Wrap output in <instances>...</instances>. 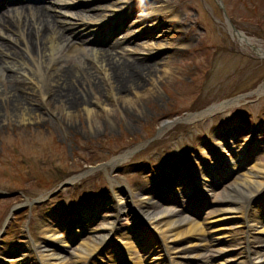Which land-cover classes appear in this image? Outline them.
Wrapping results in <instances>:
<instances>
[{"label":"rangeland","instance_id":"374dc122","mask_svg":"<svg viewBox=\"0 0 264 264\" xmlns=\"http://www.w3.org/2000/svg\"><path fill=\"white\" fill-rule=\"evenodd\" d=\"M75 1L77 0H67L71 4ZM130 1L132 0H104L101 1V4L104 8H114V11H118ZM216 1L152 0L151 2L155 3L154 6L158 9L156 13L161 12L159 15L161 18L157 22L156 29L152 30L154 22L151 20L143 23L139 21L136 27L129 28L128 26L119 31L124 33L127 30L140 27L139 32L133 30L135 33L133 35L138 34V38L136 37L134 40L138 44L132 46L130 43L126 46L127 49L136 48L137 55L134 57H140L147 53L149 58L157 59L158 71L157 74L152 75L156 82L151 84L149 83L151 80H149L143 87L136 89L137 92H144V95H136L132 91L126 92L123 89L119 91V97H110L106 105L108 111L101 105L89 103L90 108H93L90 116L84 113L81 106L78 109H71L70 112L72 113L69 115L67 109L61 106L56 107L55 103L37 96H30L34 102L31 104L34 109L30 115L31 120L20 117L21 113L17 116L12 114L10 109H0V223L13 205H18L25 199L30 200L31 197L42 195L49 192V188L56 187L59 180L53 181L54 177L45 179L46 173L55 163L64 167L65 171L62 172V175H65L66 172L69 175L81 173L89 167L106 162L119 154L122 149L144 141L150 132L157 129L161 121L193 112L194 107L199 106L205 100L220 101L230 98L227 97L229 94L233 97L240 94L241 90L249 89L255 83L261 82L264 78V60L257 61L255 57L250 58L251 55L255 56L254 53L249 52L247 48L232 39L227 17L231 15L233 17L229 19L231 23L246 31L259 43L264 44V0H222L225 6V15L216 6ZM164 4L165 7L162 9ZM147 6L151 7L152 4L148 3ZM142 9L134 11L129 16L127 22L130 26L133 24V20L140 19L139 14L145 13V10ZM95 11L98 12L97 16L101 12ZM163 12H165L164 16ZM249 17L252 19L247 21L246 19ZM64 18L77 21L76 16ZM164 22L166 24H163ZM169 30H180L181 32L168 34L169 37L167 36ZM60 31L62 32V30ZM152 33L154 34L152 35ZM65 37L69 38V42L79 44L77 39L70 40V36L67 34ZM158 45H162L163 48L160 54H156ZM109 46L110 43L103 48ZM227 50L235 53L229 55ZM236 53L239 54L236 55ZM120 59L126 60L124 57ZM84 60L83 54L79 52L77 61ZM27 61L30 65L33 63L29 59ZM74 62V59L70 60L69 63L64 60V63L73 65L72 72L77 71ZM36 63H39L40 68H44L45 64L49 63L44 52L42 55H36ZM8 65H13L14 68L21 71L19 62L10 63V59L4 60L2 56L0 74L3 73V76L0 77V93L4 90L6 92L7 87L10 86V76H8L10 70L5 69V66ZM25 70L29 73L28 68ZM161 71H165V73L161 74ZM19 74H17L16 79L20 80ZM30 76L34 77L40 87L41 82L37 80L35 75ZM99 83L102 92L100 101L107 100L110 90L109 81L104 80ZM85 85L87 83H83L78 89L90 96L91 101H94L91 98L92 87ZM154 89L155 91L152 93ZM256 96L259 97L257 101L260 103L251 106L250 117L245 119L247 121L238 122L237 119L226 121L228 129L231 127L235 129L236 123H241L242 126L252 129H256L264 123V94ZM124 97L131 98V102L129 100L124 101ZM249 103L253 104L254 101ZM228 108L231 107L226 109ZM247 112L248 110L243 109L240 114ZM216 115L205 116L203 119H197L194 122L180 121L159 137L157 147L151 145L141 149V152L123 159L120 161L121 164L112 169L109 166H104V172L97 170L96 172L105 174L114 190L108 189L102 176L99 177V174L96 173L90 175V179H87V176V178L84 177L75 184L67 186L68 188L62 190L58 197H51L42 203L26 205L19 209L12 215L6 231L1 235L0 247L10 244L18 248V246L23 245L26 243L24 235L26 230L33 235L35 243L47 244L48 237L46 232L44 233V229L47 228L46 224L50 216L57 221H68L70 218L66 215L73 216L75 208L79 209L85 206L86 198L107 191L108 193L99 196L96 200L98 205H100V199L102 201L106 199L109 202L106 205L108 207L106 211L97 213L102 218L97 216L92 219L88 227L79 234V239L78 237L75 238L78 241L76 240L70 247L67 246L68 250L65 252L63 264H78L72 256V249L84 239L87 242L92 240V235L99 233L100 227L106 226V223L111 221V217L114 215V203L111 201H114L115 194H119L117 190L119 184H125L126 179L130 180V183L133 184L131 189L132 196H134L135 193H139L143 189L155 188L154 181L156 180H168V177H175L177 174L182 175L185 172L184 160L186 161V159H199L194 161L195 166H201L203 160L208 157L213 160L209 153V143L214 144L216 142L214 136L218 132L219 124L224 121ZM209 117L211 118L209 119ZM245 134L238 135L239 138L235 141L238 151L245 146L244 141L247 139ZM257 139L259 141L258 150L243 164L242 169L235 174H230L223 184L209 187L210 197L207 200L206 217L211 216L214 210L217 211L220 208L222 204L220 197L224 191L228 190L229 185L235 180H240L242 174L251 171L255 162L264 165V131L257 135ZM196 144H200V151L196 148ZM158 147L161 148L162 155L165 151L167 154H174L178 158L169 166L170 171L165 174L141 175V164L148 170L150 167L155 168L152 164H146V160L158 165L159 157L156 150ZM260 154L263 156L260 157ZM202 156L204 159H201ZM22 157H27L28 168ZM133 160L139 162H131ZM38 165L40 166L39 171L45 174L36 180L35 176L40 175L37 170ZM67 177L69 176L65 175V178ZM38 184L41 185L37 186ZM156 189L159 190L160 186ZM246 197L247 195L243 196V198ZM72 198H74L73 204L70 202ZM60 200L66 202L61 203ZM62 204L65 206L63 207ZM245 204L244 201L242 205ZM128 210L126 208L127 212L121 218L120 223H129L132 219ZM149 210L158 211V206L149 205ZM263 213L264 210L257 209L256 205H252L250 214L253 215V218L264 215ZM203 221L206 222L207 218H204ZM160 224L161 221H158L157 225ZM210 226L206 228L207 233H216V225L211 224ZM237 226L228 228L230 237L233 238L230 243L225 246L217 244L215 248L226 247L232 250L230 255L238 258L242 255V251L239 249L244 229ZM67 232V227L63 225L57 231L56 236L60 239ZM5 259H10L9 255ZM12 261V264H20L16 259Z\"/></svg>","mask_w":264,"mask_h":264},{"label":"bare ground","instance_id":"6f19581e","mask_svg":"<svg viewBox=\"0 0 264 264\" xmlns=\"http://www.w3.org/2000/svg\"><path fill=\"white\" fill-rule=\"evenodd\" d=\"M47 1L50 3L49 6H31V3L28 2L27 5L23 7L14 6L12 9V7L6 6L5 10L2 9V11H0V65L2 63V56L4 55V60L10 58V61L12 62H19V69L22 70L20 71L18 68H14L13 65L6 66V68L10 70L8 76H10L14 82L10 83V86L7 87L6 92L4 90L2 93H0V109H10L12 114L17 116L21 113L20 117L22 116V118L29 119L31 113H33L34 110L33 106L31 105L34 102L31 100L30 96H37L43 100L47 99V101L55 103L56 107L61 106L62 108L67 109L66 111H68L67 114L69 115L72 113L70 112L71 109H78L81 106L84 113L87 116H90V114L93 112V108H90L89 103L93 105H101L107 110L108 108L106 105L108 104L110 97H119V91L124 89L126 92L132 91L134 94L141 96L144 95V92H137V88L143 87L144 84L149 80H151L149 82L151 84L156 82L152 75L157 74V61L151 60L149 62L148 58L145 61H140V58L138 60L130 61L120 59L124 56L125 52H127V49L125 48L126 43L133 42V36L131 37L130 35L131 32H125L122 35L118 34V38L113 40L115 41L113 42V45H110L107 48H91L88 46V43H86V39H89L87 34H93L90 31V28L84 29L85 23H83V26L81 27V25L76 26L77 24L72 22V19L68 21L60 18L56 14L57 12H60L61 15H65L64 12L59 10L62 0ZM143 3L144 1L139 0L136 5L139 6ZM144 5H146V3ZM88 6L89 4L85 5V7ZM44 7H48L50 11H57L55 13L56 15L53 17L50 16V13L46 12ZM68 8L69 7L67 6L66 9ZM107 9L111 11L114 10V8ZM124 9L125 8L120 9L117 12H111L110 14H107L109 12L104 9L101 4L97 5V10L107 11V13L104 14H106L105 16L109 18L108 21L110 25L113 24V16L115 13L117 14ZM123 12H125L123 15L125 14L126 16L129 14L130 10H124ZM150 12L151 11H148L146 13ZM78 13L79 19L87 20L89 23L91 19L95 17L94 15H96L83 13L80 12V10L76 11L75 9L72 11L73 15L77 16ZM120 17L122 18V15ZM144 19L146 20V17H142V20ZM116 20H118V18ZM101 24L102 23L98 25V29L100 28ZM57 25L60 27V30H67V35H74L76 36L75 39L79 40V42L84 41V43L81 46H77L76 44L69 42L63 33L61 35L60 31H57ZM137 25L138 24L136 22L133 27H136ZM108 27H103L102 29L105 30L106 28L107 30ZM139 30L140 28H138L137 31ZM11 33L15 35V37H13L15 39H11ZM106 33H108V31H106ZM231 34L234 37H237L239 39V43L244 45V47L248 48V45H251L253 48H256L257 45L251 38L245 36L243 32H238L236 29H233L232 26ZM114 35V33L111 34V36ZM17 39L19 40L17 41ZM120 43L125 44L120 45ZM20 44L22 49L19 46ZM117 45L120 47L121 51L115 49V46ZM160 47H162V45L157 46V48ZM88 49L90 50V53ZM92 49H94L93 52H91ZM256 50H259L257 51V54L263 56L264 49L256 48ZM77 51L83 52V56L87 61L84 60L82 62H78L76 57ZM43 52L49 63L45 64L44 68L42 67L39 69V64L35 63V58L36 55H42ZM73 52H75V54H72ZM27 58L34 62L33 67H29V71L32 75H35L37 80L41 82L40 87L39 84L36 83L34 77H31L29 74H27L26 70H24V68L29 65ZM72 59H75L74 64L77 68V71H75L76 73L72 72L71 70L73 65L67 64ZM64 60L67 61V63H64ZM18 73H20V80H16L14 77ZM164 73L165 71H163L161 74ZM1 76H3V73L0 74V77ZM98 78L99 80H97ZM104 80L109 81L110 90L107 100L103 99L100 101L102 92L99 82ZM43 83L44 85H42ZM83 83H87L88 86L92 87L91 98L94 101H91L90 96H87V94H84L80 89H78V87L83 85ZM27 87H30V89ZM255 87V89L253 88V90H249L245 94L251 95L264 93V82L260 85H256ZM154 91L155 89L152 91V93ZM245 98L246 96L243 94L239 95L235 99L212 104L201 113L185 117V120H194L195 118L208 112L217 110L226 104L236 103L240 100H245ZM125 100L130 101L132 99L124 97V101ZM170 126L171 124L169 122L162 121L158 127V130L162 133ZM216 145L218 144H215V147ZM133 148L134 147L126 149L118 155L112 157L107 165L112 167L116 164L118 165L120 161L125 159L126 156L131 153ZM215 151L221 158L220 165L222 168H234L233 156L230 152H228L227 149H225V147L219 146ZM212 169L213 168L211 167V170ZM212 171L214 178L219 180L222 177L219 176L223 172L222 170L214 168ZM77 176H79V174L73 175L70 180H74ZM241 177L242 178L240 180H235L231 185L228 186V190H226L220 198L223 203L222 207L218 209L214 216L211 217V222L219 223L218 228H216L217 232L211 236L212 241L215 243L227 240L229 235L227 226L240 223L238 214L241 213L240 207L246 200V198H243V196L252 194L258 189L259 186H261L262 183H264V165L261 163H254L253 169L245 174H242ZM203 181L206 185L204 179ZM180 183L182 182H178L177 184ZM202 185L203 183L201 180L200 185L197 186L202 187ZM193 187L194 185H192V188ZM202 189L205 188L202 187ZM138 195L139 197H136L138 207L141 208V211L144 217L147 218L148 222H153V225H155L158 219L162 218V223L158 227H155L157 230L156 232L161 231L162 236H165L166 240H169L174 245L176 243L178 244L179 247L175 251L181 254L179 257L186 259V257L193 256L191 251H195L196 249L201 250V248L204 246L203 242H205L207 238L205 237L203 230L197 222L190 220L186 214L179 212L178 210L166 208L160 206L159 204L158 205L161 208L158 212L149 210V205H156V201L153 199V197H158V195L155 192L151 193L147 191H141ZM122 198V196L118 197L119 207L117 212L119 215L124 214L123 206L121 205L124 203ZM85 213L90 214L88 211ZM262 220L263 218H259L258 222H256L260 225L259 229L254 227L251 229V231H253V239L257 240L259 243L258 249L252 252L253 262H251V264L256 263V261H260V263L264 264V223ZM48 228L49 229L46 231L49 232V235L55 237L56 228L50 225H48ZM106 234L107 232H102L99 236H95L93 240L99 241ZM63 241L65 242V240ZM65 244L68 245L67 243ZM59 245H61V247H65L62 246V244ZM94 247V242L89 243L84 241L82 244L76 246L74 256L78 259L83 258L86 254L92 251ZM39 250L40 259L44 261V264H63L62 261L64 260V255L58 251L57 248L44 245L42 249ZM222 250L226 249H208L206 251V255L209 254L210 258H212L214 261L222 257V259H220V264H241L237 261L233 262L230 261V259L224 258L225 253ZM29 262L30 260L27 262V264H30ZM185 263L186 262L180 261L178 264Z\"/></svg>","mask_w":264,"mask_h":264}]
</instances>
